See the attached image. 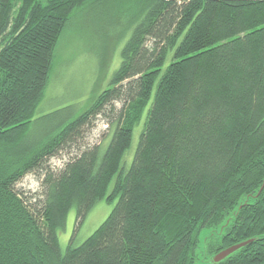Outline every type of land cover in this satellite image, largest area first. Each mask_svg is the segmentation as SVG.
Returning a JSON list of instances; mask_svg holds the SVG:
<instances>
[{
	"label": "trees",
	"instance_id": "obj_1",
	"mask_svg": "<svg viewBox=\"0 0 264 264\" xmlns=\"http://www.w3.org/2000/svg\"><path fill=\"white\" fill-rule=\"evenodd\" d=\"M89 1L0 0V264H209L251 237L215 264H264V0H142L108 84L31 135L59 38ZM106 112L104 144L47 168ZM34 170L41 196L16 187ZM102 197H117L109 214L63 250L69 209L78 228Z\"/></svg>",
	"mask_w": 264,
	"mask_h": 264
},
{
	"label": "rangeland",
	"instance_id": "obj_2",
	"mask_svg": "<svg viewBox=\"0 0 264 264\" xmlns=\"http://www.w3.org/2000/svg\"><path fill=\"white\" fill-rule=\"evenodd\" d=\"M143 6L142 0H97L73 10L56 45L50 78L36 108L31 135L42 133L49 122L56 120L44 114L70 103L79 108L108 84L113 70L121 61V48L131 33L130 21L137 19ZM114 103L119 107L121 101ZM62 114L56 116L60 118ZM106 119L107 112L101 113L91 124L85 125L78 138L49 157L47 168H61L78 153L79 148L83 149L86 145L96 142L104 144L111 132ZM142 124L143 121H140L134 127L131 144L124 155L126 168L133 159ZM43 173L42 170L26 173L16 183L17 189L31 196H41ZM113 183L114 178L108 191H111ZM116 200L117 197L97 199L78 228H74L76 208L72 206L65 226L58 231L61 248L66 249L74 230H77L72 240L74 244L90 235L109 214ZM210 233L208 228L202 229L200 250L203 239Z\"/></svg>",
	"mask_w": 264,
	"mask_h": 264
},
{
	"label": "water",
	"instance_id": "obj_3",
	"mask_svg": "<svg viewBox=\"0 0 264 264\" xmlns=\"http://www.w3.org/2000/svg\"><path fill=\"white\" fill-rule=\"evenodd\" d=\"M264 185V183L262 184V186ZM242 205V203L240 204V206ZM254 239V237L251 238H247L245 240L236 242L234 244L228 245L224 248H222L221 250L215 252L214 254H212L209 258H208V262L209 264H215L218 263L220 261H222L224 258H226L229 254H231L232 252L236 251L237 249H239L240 247H242L243 245L249 243L250 241H252ZM204 264V263H201Z\"/></svg>",
	"mask_w": 264,
	"mask_h": 264
},
{
	"label": "bare ground",
	"instance_id": "obj_4",
	"mask_svg": "<svg viewBox=\"0 0 264 264\" xmlns=\"http://www.w3.org/2000/svg\"><path fill=\"white\" fill-rule=\"evenodd\" d=\"M92 209V208H91Z\"/></svg>",
	"mask_w": 264,
	"mask_h": 264
}]
</instances>
